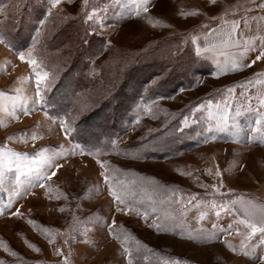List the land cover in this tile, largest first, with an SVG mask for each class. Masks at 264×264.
Instances as JSON below:
<instances>
[{
    "label": "rangeland",
    "instance_id": "obj_1",
    "mask_svg": "<svg viewBox=\"0 0 264 264\" xmlns=\"http://www.w3.org/2000/svg\"><path fill=\"white\" fill-rule=\"evenodd\" d=\"M39 1L44 4L45 10L50 6L48 0ZM82 3L83 0H61L60 5L52 8L49 16L52 21L60 22V19L79 13L85 27L91 29L90 25L97 26L99 22L87 21L84 13L91 12L92 6L99 11L103 27H97L96 32L101 37L100 42L104 43L105 52L94 60L96 70L102 62L106 66L153 49L157 52L155 56L152 55V60L135 68L131 74L134 76V85L129 83L124 86L127 87L124 92L133 95L134 88H140L147 79V85L155 87L152 90L155 97L145 101L137 97L136 111L131 110L119 120L114 116L108 118L110 126L119 128L115 139L118 147L114 148L118 150L117 153H123V146L125 152L137 155L131 157L105 149L92 152L84 148L83 154L61 158V168L55 170L56 175L48 182L53 189L52 199L45 195L46 188L35 187L31 189L33 194L18 199L11 209L15 211L19 208L22 216H12L10 213L0 215V240L4 241L0 244V260L5 261V264H59L63 257L54 251V247H58L69 257L71 264H120L121 261H126L127 257L121 254L124 245L108 232L102 222L87 220L90 214H95L106 217L108 222L115 218L117 226L122 224L128 234L171 261L179 260L181 264H225L227 261L228 264H240L237 257L240 252L233 253L225 244L227 240L239 247L243 236L247 234L245 227L235 224L239 221V214L245 215L240 205L237 204L235 210L221 212L219 217L215 210L204 207H191L186 213H181L180 210L192 200V194L200 200H215L217 203L243 195L246 200L257 205L264 204V143L259 139H250V125L255 126L260 112H264V107L255 99L264 85L252 83L246 89L240 86L247 80H254V74L264 71V61L257 60L255 64H251L257 53H249L246 59L250 67L214 76L215 63L207 58L208 54L198 56L191 39L192 36L216 26L218 21H213L211 17L220 15L226 9L230 12L233 6H241L240 9L246 6L252 11L256 7L249 0H217L215 6H209V0H150L148 13L137 16L134 11L137 0H89L90 7L87 9L82 8ZM0 9H3L0 18L11 10L4 6H0ZM192 9H199V13L187 14ZM31 12L32 8L27 12L28 20ZM182 12L186 14L181 15ZM39 26L43 27L40 23ZM16 33L15 31L13 36ZM68 36H71V30L65 28L53 46H57ZM94 41L89 44L86 54L94 50L97 44ZM29 48L31 46L16 48V45L13 47L9 43L0 42V66L9 65L7 71H0V89L8 91L10 95H15L16 88L21 89L22 96L31 98L36 95L32 66L27 59L20 60L18 55L19 51L27 52ZM165 50L175 58V64L169 69V64L162 57ZM59 52L60 50L53 51V55L58 56ZM36 70L46 71L39 63ZM106 70L107 68L104 69L105 74ZM20 77L25 79L20 80ZM197 80L200 83H196ZM45 81L41 82V97ZM234 83L238 86L230 96L227 88ZM244 92L253 96L250 106L241 95ZM122 100L120 99L119 105ZM207 100H212L214 104L220 103L222 107L226 101L233 117L237 105L240 106L242 114L236 119L245 132L239 141L231 136V120L224 131H217L215 128L212 133L206 131V110H200L196 114L191 110ZM43 101L44 97L42 100L37 97L38 104L42 105ZM28 103L30 105V99ZM130 103L132 104V100ZM143 105H149L151 112L145 110ZM18 115L19 119H12L7 113L0 111V144L27 152L29 157L36 155L41 146H47L55 152L61 147L67 151L70 146L80 145L64 134V129L60 126L62 119L49 115L41 107H34L30 112L23 113L21 102L18 104ZM185 116L189 119L187 126L182 124ZM193 119L197 123L193 124ZM22 130L26 133H38V138L24 142L19 138ZM13 134L18 138L8 141L7 137ZM212 135L216 139H212ZM142 152H145L144 156L139 155ZM101 161L108 162L106 167L110 172L112 169H121L129 178H138L143 182L147 195L152 196L160 209V212L153 214V218L169 208L175 210L178 216L182 215L183 219H178L174 225L175 230H172L173 225H169V231H158L152 226L153 218L145 221L135 211H112L114 204L101 176L104 171ZM209 169L212 174H209ZM217 170L222 173L223 180L219 192L211 187L218 183L215 176ZM15 174L16 169L13 167L5 186L9 190L14 187ZM28 178V173L21 175L22 181ZM57 188L60 192L56 191ZM173 191L177 193V198L169 204L167 198ZM61 193H66L67 199ZM57 195H60V199H56ZM8 197L9 191L0 188V203L7 204ZM149 203L145 198L143 206L147 208ZM201 211L207 212L202 221L197 218ZM74 215L77 217L76 221L73 220ZM30 220L54 229V239L50 240ZM213 223L224 228L233 224V230L224 234L218 228V238L211 240L194 238L196 230L201 227L211 230ZM181 224L186 229L184 235L180 234ZM84 228L88 230L87 238L90 242H85ZM70 229L77 230L70 232ZM187 230L192 231V236L187 234ZM251 242L254 243L253 240ZM13 251L17 253L16 256L12 255ZM156 259L154 254H149V260L153 264ZM139 264H149V261L141 259Z\"/></svg>",
    "mask_w": 264,
    "mask_h": 264
},
{
    "label": "snow or ice",
    "instance_id": "obj_2",
    "mask_svg": "<svg viewBox=\"0 0 264 264\" xmlns=\"http://www.w3.org/2000/svg\"><path fill=\"white\" fill-rule=\"evenodd\" d=\"M255 7L261 10V13H264V0H259L257 3L256 0H249ZM61 0H48L50 5L46 12L44 20H41L40 23L43 24L49 15L52 14V8L60 5ZM150 0H137L135 14L139 16L141 13L147 14L149 11L148 5ZM217 0H209V6H215ZM90 7L89 0H83L82 8L87 9ZM3 9H0L2 12ZM233 15L239 12L238 8L233 7L231 9ZM251 9L244 8V15L240 20L235 18L229 19V11L226 9L220 15L213 16L211 19L213 21H218L219 25L216 29L205 32V38L214 40L215 42L209 43L205 48H201L199 44L196 46V54L202 55L208 53V59H211L215 65L216 69L213 72L214 76H220L227 72H235L242 70L244 68L250 67V63L246 59L249 56V53H257L255 59L251 60V64H255L257 60L264 61V15L251 16ZM199 9H192L190 13L187 14H198ZM186 13H181L185 15ZM85 19L87 21H98L97 26H91L92 32L97 30V27H103V20L100 16L99 11L92 6L91 12L85 11ZM259 21L255 28L252 27L253 22ZM2 23V22H0ZM201 27H206L201 25ZM37 35H39V30H37ZM193 41L197 39L196 36H192ZM0 42L9 43L6 40L3 32L0 31ZM111 43V41H107ZM35 44V41H34ZM33 47L29 48L27 52L19 51V59L26 60L32 66L34 71L35 81H36V95L29 98L26 95H21V89L16 88L15 95H10L8 91L0 89V111L7 113L9 118L19 119L18 115V104L23 103V113H28L34 107H43V105L37 103V97L41 100L43 97L39 96L41 89V82L47 80L49 73L47 71L36 70L38 67V62L33 56L34 52ZM235 49V51H233ZM222 57V59H221ZM9 65L0 66V71H7ZM20 80L25 79L20 77ZM30 79V78H29ZM196 83H200L199 80ZM252 83H257L264 85V71L254 74V80L245 81L244 85L241 87L247 88L248 85ZM238 85L233 84L227 88L228 94L231 96L235 92V89ZM242 96L248 101L249 106L253 100L251 94L246 92L241 93ZM30 99V105L28 103ZM255 99L258 104L264 107V89L260 90L256 95ZM154 103V102H153ZM145 110L151 112V107L149 105L142 106ZM200 110H206L207 112V122H206V131L212 133L215 128L217 131H224L228 128L229 120L232 121V127L230 129L231 136L233 139L239 141L241 135L244 134L245 130L241 127L236 117H239L241 113V108L237 105L235 110V116L233 117L229 113V105L225 101L223 107L220 103H213L212 100H207L205 103L198 104L196 107L192 108V113L196 114ZM139 119V115H137ZM203 122V121H201ZM215 122V123H213ZM192 123H197L196 119L192 120ZM182 124L187 126L189 124V119L187 116L183 118ZM60 126L64 129V134L66 136L71 135L72 129L67 121H61ZM183 129H181L182 131ZM251 136L250 139L256 140L259 139L261 143H264V112H260L259 119L255 122V126L250 125ZM38 133H26L23 130L20 133V137L24 142H28L29 139L36 140L38 138ZM18 138L16 134L7 137L8 141ZM212 139H216L215 135L211 136ZM207 142V138H205ZM113 147H118L116 140L110 141ZM84 147L82 145L70 146L67 151L60 148L58 151H51L47 146H41L36 152V155L29 157L27 152L16 151L8 147L7 144H0V188H5L6 191H9V197L7 204L0 203V215L10 213L12 216H22L19 208H16L15 211H11L12 207L15 205L16 201L20 198L33 194L31 189L35 187L46 188L45 195L48 199L53 198V189L48 183L52 176L56 175L57 169L61 168L59 160L73 154H83ZM124 154H127L126 152ZM98 155V153H97ZM107 161H101V167L104 171L101 173L103 181L107 186V190L111 193L112 203L114 207L111 209L117 213L123 212H132L135 211L137 215L142 216L145 221L149 218H153V214L160 212V209L156 206V202L153 200L151 195H147V189L143 186V182L138 178H129L124 170L121 169H112L109 171ZM15 167L16 173L14 176V187L9 190L5 186L9 182V173L11 169ZM209 174H212L211 169L208 170ZM24 173L29 174V178L26 181L21 180V175ZM215 176L218 178V183L211 185V187L216 191H220V187L223 184L222 173L217 170ZM57 192H60V189H56ZM229 191H232L229 189ZM65 199H67L66 193H61ZM145 198L150 201L149 206L146 208L143 206ZM177 198V193L173 191L171 195L167 198V202L171 204L175 202ZM56 199H60V195L56 196ZM195 201V203H193ZM165 201H161L164 203ZM183 205L184 202L180 201ZM240 205L244 209L245 215L239 220V223L246 225L248 229L247 234L244 240L241 241L239 247L231 244L230 241H225V244L228 245L230 250L235 252H240L244 256L251 257L254 260H260L264 264V204L257 205L251 200H246L243 195L236 196L234 199L217 203L215 200L204 201L197 198L195 194H192V200L187 202L186 207L181 208V213H186L188 208L191 207H204L209 210H215L216 216L219 217L221 212L235 210L236 205ZM149 208L151 211H149ZM63 211V208L61 209ZM207 215L206 211L199 212L198 219L204 220ZM97 220L102 222L107 228L108 232L117 240L120 241L124 247L121 250V254L126 256V261H121L120 264H139L140 260L149 261V264H153L149 260V254H154L157 259L154 264H181L179 260L171 261L167 258H163L159 253H155L153 249L149 248L148 245L143 244L140 240L128 234V230L124 228L121 224L117 226V221L115 218L108 222L106 217L96 216L95 214H90L87 218L88 221ZM183 219V216H178L175 214V210L169 208L168 211H164L160 216H155L153 218L152 226L158 231L167 232L169 231V225H173L172 230H175L174 225L177 220ZM73 220L76 221L77 217L73 216ZM33 226L43 232L48 236L50 240L54 239L53 232L54 229L47 228L43 225H39L37 221H29ZM219 228L220 233L227 234L233 230V224H229L227 228L220 226L219 224L213 223L212 229L207 230L201 227L196 230L194 238H200L205 240H211L213 238H218V233L216 229ZM77 229H70V232ZM239 231V229H236ZM87 228H84V239L85 242H90L87 238ZM186 229L184 225L180 226V234L184 235ZM259 233V240L255 243H252V238ZM187 234L192 236V231L187 230ZM74 239V237H71ZM4 241L0 240V244H3ZM31 243V242H29ZM32 247H36L32 245ZM39 250V249H37ZM54 251L58 256L63 257V260L59 264H71V261L64 252L58 248L54 247ZM13 256H16L17 253L12 252ZM0 264H5V261L0 260ZM42 264V262H38Z\"/></svg>",
    "mask_w": 264,
    "mask_h": 264
},
{
    "label": "trees",
    "instance_id": "obj_3",
    "mask_svg": "<svg viewBox=\"0 0 264 264\" xmlns=\"http://www.w3.org/2000/svg\"><path fill=\"white\" fill-rule=\"evenodd\" d=\"M0 6L6 7L7 10L11 8L0 18V31L10 42V46L33 47L35 41L33 56L49 73L42 89L44 101L41 109L55 118L67 121L72 129L69 138L86 150L95 152L105 149L124 155L126 149L123 146V153H117L118 150L110 143L117 138L119 128L110 126L108 118L114 116L119 120L131 110L136 111L137 97L144 101L155 97L156 94L152 93L155 87L147 85V79L140 88H134L133 95L136 97L124 92L127 89L124 88L126 84L134 85V76L131 74L135 68L145 61L152 60L157 53L155 49L106 66L102 62L96 70L94 60L105 52L104 43L100 42L101 37L96 31L92 32L85 27L79 13L60 19V22H54L48 16L42 24L43 27H40V21L44 20L47 14L44 4L39 0H0ZM30 8L33 12L28 20L27 12ZM65 28L71 30V36L53 46ZM15 31L17 33L13 36ZM92 41L97 44L93 51L86 54ZM58 50V56H54L53 51ZM168 53L170 52L165 50L162 57L169 64V69L175 64V58ZM106 68L107 74L104 73ZM120 99L123 100L119 105ZM128 100H132V104ZM126 153L125 155L131 157L137 155L134 152ZM139 155L144 156L145 152Z\"/></svg>",
    "mask_w": 264,
    "mask_h": 264
},
{
    "label": "crops",
    "instance_id": "obj_4",
    "mask_svg": "<svg viewBox=\"0 0 264 264\" xmlns=\"http://www.w3.org/2000/svg\"><path fill=\"white\" fill-rule=\"evenodd\" d=\"M256 2L258 3L259 0H257ZM253 6H254V5H253ZM233 7H234V6H233ZM240 7H241V6H239V8H238V6H235V8H238V9H239V12L236 13L235 15H233V13L230 11V12H229V16H228V18H229V19L235 18V19H237V20H240L241 17L244 15L243 9H244V8H248V7L245 6L243 9H242V8L240 9ZM254 7H255V6H254ZM253 9H255V10L250 11V13H248L249 15H251V16L264 15V13H261V10H260L259 8L256 7V8H253ZM258 23H259V21H255V22H253L252 27L255 28L256 25H257ZM218 25H219V22L217 23L216 26H212L208 31H211L212 29H216V28L218 27ZM208 31H206V32H208ZM204 33H205V32H204ZM204 33H202L203 35H202V34H199V35L196 36L197 39L194 41L195 49H196L197 44H199V46L203 49V48H205L209 43H213V42H215L214 40L206 39ZM233 51H235V49H234ZM204 54H208V53H204ZM208 55H209V54H208ZM235 215H236V214H235ZM243 216H244L243 214H239V216H237V219L240 220ZM223 224L225 225V221L223 222ZM235 224L240 226L241 223H239V221H236ZM241 225H242L243 227L246 228V225H244V224H241ZM246 229H247V228H246ZM247 230H248V229H247ZM243 234H245V233H243ZM236 236H241V234H239V235L236 234ZM245 236H246V234H245L243 237L245 238ZM244 238H243V240H244ZM224 240H225V239H224ZM252 240H253L254 243H255L256 241H258V240H259V233H257V234L252 238ZM237 257H238V262H240V264H241V262H242L243 264H262V262H261L260 260H254V259H252L251 257L244 256V255L241 254V253H240ZM240 260H241V261H240ZM225 264H228V261H227Z\"/></svg>",
    "mask_w": 264,
    "mask_h": 264
}]
</instances>
